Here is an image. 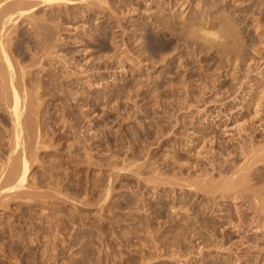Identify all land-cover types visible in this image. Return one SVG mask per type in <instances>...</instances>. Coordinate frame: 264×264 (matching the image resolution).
<instances>
[{"label": "rangeland", "instance_id": "374dc122", "mask_svg": "<svg viewBox=\"0 0 264 264\" xmlns=\"http://www.w3.org/2000/svg\"><path fill=\"white\" fill-rule=\"evenodd\" d=\"M167 1L169 2L170 0H112V2H111V0H109V2H110L109 6H112L111 7L112 9L110 10L109 6H108V8H107L108 11H106L108 13V15L106 16L107 22L104 23L103 27H101L102 26L101 24L103 23V21H106V19L99 15V17L101 19L99 17L98 18L95 17L94 20H91L90 22H88L89 24L83 25V22L79 21L80 23L77 22V23L65 24L66 27H68L70 25L66 29H64L65 27L61 28L60 32H62V34H60V35H61V37L62 36L64 37L63 39L62 38L61 39H62V41L64 40V42L66 43V45H65L66 48L73 51L74 54L77 51L78 53L76 52V54H78V55L81 54L82 52H85L84 55L82 54L83 56L82 55L76 56V54H75L76 58L78 57L77 60H80L82 63H83V61L87 60V61H85L87 64L91 61V63L88 64L89 65L88 69H90L91 67L95 68L96 66H98V67H96L97 68L96 70H98L100 65L101 64L103 65V66H101L102 68L100 67V69L97 72H100V70L103 69V72L101 70L100 74H102V75H104V77L108 78V79H106L107 81H105V80L101 81L104 84V89H106L105 91L109 92L108 90H113L116 87V88H118L124 92V94L127 96V99L123 98V100L120 101L121 104L117 101L119 104V106H117V104H115V102L111 101L112 97L109 94V95H107L106 100H104L103 102H102V100H100L99 103L97 102V105L94 107L95 108L94 110L97 113L94 112V110H91L92 112L89 110H86V109H88L87 107L83 108L82 106L75 105V113L77 115V119H79L78 120L79 126L76 130H80V132L79 131L78 132L80 135L82 134L81 136H83V134L87 135L86 132L84 133V128H85V131L87 129H89L90 137L92 134L91 132L95 131L94 133L96 134V135L94 134L93 137H91L90 142L86 143V149L88 151L86 149H84V147H83L84 142L82 144H80V146H82L80 148V146H78L79 145L78 143H74L75 142V141H73V140H75L74 138L71 139L70 141H69V139H67V141L65 139L63 142L60 138H58V137L56 138L57 135L55 136L53 134H49L50 137H49V135L47 137L45 136L47 138V139L45 138L46 142H45V144H44V142L42 143V145L44 144V146H43L44 148L41 149V152H40V150H38L39 153L37 152L39 154V158L37 157L38 162H36L37 161L36 160L35 165L34 164H33L34 166L32 165L33 168H31L30 177H29V179L31 181L29 180V182L30 183L32 182L31 184L34 187L37 183L34 181L39 180L37 183V185H38L36 188L37 190L36 191L34 190L33 195H34V193H37V192L40 193V190H42L41 192H43V193H41V194H43V195L45 192H46L45 195H47V192L52 191L53 193L50 196L53 200L51 198H50V200L46 199L47 202L50 203V204H47V202L45 201L46 197L44 198V201L41 202L39 200L41 198H39V196H37V194H35L36 199H37V197H38V199L36 200L33 198V200H36V202H37L36 203L34 201L35 202L34 203L31 201L32 199H27V198H26L27 200L25 199V197H27V195L29 193L26 195L24 193V191L22 193L25 194V197H23L24 200H21V199H19V193L21 191L20 190V191H18L19 193L16 192L18 194V196H17V194H15V192H13L14 194L10 193L11 195H13L11 199H10L11 195L8 194L9 196H7L6 200L8 199L9 202H6V200H2L4 202L3 204H1V202H0V264H248V263L249 264H257V263L258 264H264V229L262 230L263 232L261 231V229H259L260 231L259 230L257 231V229L255 228V226H256L255 225L256 223H255L254 227L251 228L252 230L250 228H248L249 229V230H247V232L249 231L248 233H246V231H245L247 228L246 229L243 228L244 230L242 229V230H240L241 231L240 232L239 230L237 231V229H239V227H235L234 226L235 224L232 225V223H231V222L235 223L236 220H238V218H239L240 213L237 214L236 207L238 206L237 207L238 209H244V211L247 207H245V206L242 207V203L237 202L240 200L235 201L236 199H231L228 196H226V197L224 196L225 197L224 198L223 196L221 197V195L218 194L217 199L215 197L208 199L211 196L208 197V195H206L204 197L203 196L199 197L197 195H194L195 194V192H193L194 189L193 188L191 189L188 185L186 187L184 184H187V183H182V181H180V179H179V178H181V180H185L184 178L186 177V179H187L189 177L188 175H190V174L196 175L197 173H195L196 172L195 170L197 169V167L199 169H201V168L203 169L204 166L206 167L207 163L209 162V159L212 156V154H210L211 152L209 153V155H211V156L207 155L208 152L210 151V148H211V145L209 143L210 137H212L213 135H217V136L220 135L219 137H222V138L224 137V139L226 138L225 142L229 139V137H230L229 133L223 134V132H225V128L223 127L222 123H217L218 126L213 125L219 119L218 117L215 116L217 114V111L227 110L228 111L227 113H230L231 115L234 114V112L236 114L238 113L239 116L241 117L242 121L247 120V119L249 121L254 115L257 116V114H256L257 107L255 106V104H253L254 101L251 100V97H250V95H251L250 94V92H251L250 87H251V85L255 84L256 88H257V86L260 88L263 84L262 81H264V79L258 78V75H254V74H256L254 71L251 72L250 75L252 76V78H255V82H257L259 80L257 82L258 85H257V83H254V82L247 83L249 86L245 85V87L248 90L245 88L239 89V91H238L239 93H237L239 96V98L237 99L238 101L236 100L232 103V101H233L232 97L234 96V95H232L233 90L231 92L229 91L230 95H229L228 90L234 83H237V81L234 80L233 77L231 76L232 71L229 70L231 68H229V67L222 68L220 66L221 63L219 62L220 60H219L218 56H216V54H215V48L210 49V51L212 53H210V51L206 52L205 50H203L201 43H199L201 41H199V40L197 41V39H193V38L192 39H190V38L184 39V37H183V31H182L181 23L189 22V19L194 16L195 10H198V13L195 14V15H197L196 17L201 15L202 11L201 12L199 11V9L202 10V5H199L200 1L199 0H188V1H191L190 5L188 7V4H187L188 2L184 3V1L181 0L179 2L180 5H177L173 9V11L170 9L168 4L166 6ZM231 1L232 0H229L227 2V3H229V4H227V6L229 5L228 8L230 10H233V8L231 9V7H230V6H232V3H233ZM252 1H254V0H252ZM252 1H248L247 3H244L240 6L244 7V6H246L245 4H247V6H249L248 4L250 3V6L248 8L245 7L246 10H248L249 12H251L252 9L257 10V8H256L257 6L255 7V5L258 2V0H255L256 2H252ZM192 2H194V3H192ZM191 4H193V5H191ZM223 4H225V3H223ZM236 4H239V3H236ZM178 6H180V7H178ZM182 9H184V10H182ZM112 10H114V11L112 12ZM118 11L120 12V14ZM114 12H116V14L118 12L119 15L118 14L115 15ZM165 12H166V14H165ZM160 13H161V15H160ZM163 13L165 14V16L167 18L164 16ZM178 13H180V14L178 15ZM174 15L176 17H174ZM187 15H189V17ZM118 16L120 17V19ZM183 16H184V18H183ZM250 16H253L256 18L260 17L258 15V13H256L255 16L252 13V14H250ZM156 17H157V19H156ZM159 17H161L162 19L170 20L172 24L170 23L169 26L160 25L159 21L161 18H159ZM177 17H178V19H177ZM81 19H83V18H80V20ZM95 19H97V21ZM110 19L115 20V21L117 20L119 22L123 21V22L119 23V25L115 21H114V23L113 22L109 23V21H112ZM85 20L88 21L86 17H85ZM140 21L143 23V26H142V23ZM95 22H98V23H95ZM99 22H100V24H99ZM90 23L93 27L92 26L89 27ZM144 23H145V25H144ZM158 23H159V25H158ZM97 24L99 25L98 26L99 28H96L97 31H95L94 26ZM135 24H136V26H134ZM71 26H73V30H72ZM84 26H88L89 32L86 30V28ZM70 27H71V29L69 30ZM104 27H105V29H104ZM118 27H120V28H118ZM122 27H123V29H122ZM133 27H135V28H133ZM83 28H85V29H83ZM250 28L253 31L254 27L252 28V25ZM81 29H83V30H81ZM102 29H104V30L102 31ZM64 30H65V32H63ZM75 30L78 31L79 33L76 32ZM80 30H81V32H80ZM105 30L107 31V34H104ZM111 30L113 33L111 32ZM257 32L260 33L261 29L258 30ZM96 33L100 34L101 37H106L108 39V45L106 47L100 48L99 46L96 45L98 43V41L94 42V40L96 39V37L98 35V34L96 35ZM89 34H90V36H89ZM115 34H116V36H115ZM253 34L256 37H259V35H257V33L255 34V32H253ZM261 34L264 37V32ZM261 34H260V36H261ZM92 35H94V36H92ZM117 35H118V37H117ZM149 35H151L152 38H155L156 36L161 35V36H163V39L161 40V43L158 44V46H154L153 41L155 39L147 38V37H149ZM176 35H177V37H176ZM70 36H72V37L69 40ZM78 36H80V37H78ZM110 37L115 38V40H116V41L114 40L115 43L111 40ZM117 38L120 39L121 41L118 40ZM79 39L81 41L84 39L85 44H84V42H81ZM72 41H74V43ZM196 41H197V43H196ZM79 44H82L84 46V48L86 49V51L84 50L83 46L79 45ZM263 44H264V39H263ZM68 45H69V47H68ZM112 45H113V47H112ZM115 45H116V47H114ZM198 45H199V47H198ZM141 47H142V49H141ZM143 47L145 50L143 49ZM259 47L261 49L258 48L255 50L259 51V52L257 51L259 54V55L257 54L259 59L262 56L260 59L262 62L261 61H258V62L260 64H264V61L262 60V59H264L263 58L264 57V46L259 45ZM117 48H119V49H117ZM197 48H199V49L197 50ZM74 50H75V52H74ZM79 50L81 51V53ZM97 51H99V53ZM106 53H108L109 56L104 55ZM102 54H103V56H102ZM141 54H143V55H141ZM114 55H117L118 57L114 56ZM119 55H121V56L119 57ZM139 55H141V56L138 57ZM104 56H106V58L108 56L109 57V58H107L108 60L102 59V58H105ZM122 56L125 57V59ZM207 56L208 57L210 56V57L207 58ZM215 56H216V58H215ZM116 57L119 58V60L117 59L118 62L116 60ZM95 59H96V61H95ZM121 59H122V61H121ZM88 60H90V61H88ZM102 60L103 61L105 60L106 62L104 61L105 62L104 63ZM113 60H114V62H113ZM123 60L126 62V64L125 63L123 64V62H124ZM137 60H139V61H137ZM93 61H95V62H93ZM119 61H121L120 64H119ZM85 62H84V64H85ZM110 62H111V64L109 66H107ZM139 62H141V63H139ZM92 63H93V65H92ZM187 63L189 64V67L187 66L188 65ZM118 64H119V66H118ZM120 66L126 67V68H121ZM107 67H109L108 68L109 72L107 71ZM219 67L222 71L219 69ZM262 67H264V65ZM262 67H261V69H262ZM104 69H105V71H104ZM123 69H125V70H123ZM209 69H211V70H209ZM256 69H257V67L254 66V70H256ZM183 70H184V72H183ZM186 70H187V73H186ZM227 71H230V76H228L229 73ZM259 71H260V69L258 70V72ZM205 72H207V73H205ZM252 73H253V75H252ZM89 74H91V71ZM209 75L212 77V79L217 78V79H215V82H212V81H214V79L211 80V77ZM239 75H240V78L244 77L243 73L242 74L238 73V76ZM221 76L224 78L222 79ZM182 77L185 79H183L181 81ZM190 77H191V80L189 82L188 80L190 79ZM208 77H209V80H208ZM121 78H123V80ZM193 79H194V81H193ZM108 80H109V82H108ZM233 80L235 82H233ZM209 81H210V83H209ZM223 81H225V82H223ZM260 81L262 82V84H260L261 83ZM139 82H141V83H139ZM192 82L195 83L194 86H193ZM200 82L202 83L203 86H201ZM141 84L144 86V88ZM171 84L179 85V86L181 85L182 88L178 86V89H179L178 90L176 86H174V85L171 86ZM207 84H209V85H207ZM222 84H225V85H222ZM219 85H221V86L219 87ZM140 86L142 89H140ZM188 86H189V88H188ZM192 86H193V88H192ZM208 86L210 87L209 88L210 90L208 89ZM101 88L102 87L98 88V86L97 87L92 86V90H93L92 92L93 93L96 91L98 92ZM211 88L213 91H211ZM259 88H258V90H256V92H251L252 98H254L256 94L258 95L261 92L262 87L260 88V90H259ZM129 89L133 90V91L131 90V92H132L131 94H130ZM180 89L183 90L184 93H183V91L180 92ZM128 90H129V92H128ZM185 90L187 91V93ZM246 90H247V93L249 94L248 95L249 97H247V98H249L248 100H250V101L248 102L247 99H243L244 101H242V103H241V101H240L241 96L244 95ZM199 91H203V93H202L201 97L198 98L200 101L198 100V102H197L196 99L192 96H194ZM241 91H243V92H241ZM190 92H191V95L189 94ZM177 93H179V94H177ZM217 93L219 94V96ZM222 93H224V94L222 95ZM226 94H228V95H226ZM239 94H241V95H239ZM224 95H225V97H224ZM128 96L130 99L128 98ZM181 96H183L184 101L181 100L182 99ZM220 96H223L225 99L220 97ZM135 98H136V100H135ZM179 98H181V99H179ZM203 98H204V100H203ZM107 99H109V101ZM176 100H179V101H176ZM133 102H134V104H133ZM189 102L191 104H193L192 108H190L191 110L190 109H188L190 111L182 110V107L184 106L183 104H185V103L188 104ZM113 103H114V105H113ZM165 103H166V105H165ZM238 103L240 106L238 105V107L236 108L237 111H236V109H234L235 111L233 110V113H231V111L229 110L231 108V106L234 104L236 105ZM228 104L229 105L232 104V105H230L228 107ZM110 105H111V107H110ZM115 105H116V107H115ZM206 105H208V106H206ZM135 106H137V107H135ZM239 107H241L243 109H241ZM118 108H121V111H122L121 113L126 111L124 114H122L123 116L127 117L130 114L129 116L132 118L123 120L124 123L123 122L118 123V120L115 119L118 117V114H119ZM122 108H123V110H122ZM180 109L183 112L182 114H181ZM82 110H83V112H82ZM106 110H107V112H106ZM140 110H142V111H140ZM242 110H244V111H242ZM53 111H54V109H53ZM136 111H137V113H136ZM250 111H251V113H250ZM261 112L263 113V116H259V113H261ZM261 112L258 113L259 118H256V120L259 119L262 121V119H263V121H264V110H262ZM83 113H85V114H83ZM86 113H88V114H86ZM89 113H91V114H89ZM135 113H136V115H135ZM179 113H180V116H179ZM102 114H104V115H102ZM82 115H83V117H82ZM96 115H97V119L95 118ZM187 115H188V117H187ZM123 116L121 118H123ZM163 116H164V118H163ZM175 117L178 120H180V118H181V120L183 119L179 123L180 125L177 124V127H176V122H175V121H177V119ZM254 117L251 120H255ZM86 119L89 121V123ZM96 120H98V121L96 122ZM80 121H81V124H80ZM86 121H87V123H86ZM107 121L109 122V124H108L109 130L104 132L103 131L104 127H102V125L104 124V122L107 123ZM261 121L259 123L264 124V122L263 121L261 122ZM90 122L91 123L93 122L92 125H89V124H91ZM168 122H171V123H168ZM173 123L175 126L173 125ZM249 124H251V123L249 122ZM80 125H81V127H80ZM93 125H95V126H93ZM157 125L159 127H157ZM167 125H169V126H167ZM197 126H199V127L197 128ZM44 128H45V126L42 127V131L45 132V130H43ZM91 128L94 131H92ZM173 128L175 129L176 133H174L175 131L173 130ZM194 128L195 129L197 128L196 131ZM116 129H118V130L116 131ZM176 129H178V130H176ZM180 129H181V131H180ZM157 130H158L159 134L162 132L160 135L164 134L163 138H166L165 135H168L167 138L171 137L170 139L172 140V138H173V141L169 142L168 146H160L159 147V145L155 144L154 139H152L155 131H157ZM135 131H138V133L140 135V139H137L136 137H134ZM168 131H169V134L172 132L173 135L174 134H177V135L176 136L174 135V137H173L172 134H170V135L168 134ZM203 131H206L207 132L206 134H209V135L208 136L204 135ZM115 132H116V134H115ZM52 136L53 137L55 136L54 137V139L56 138L54 140L55 142L52 141V139H53V138H51ZM205 136H207V137H205ZM146 137H147V139H146ZM203 137L207 138L208 140L204 139ZM49 138H51V139H49ZM115 139H117L118 141ZM188 139L190 141L193 140V143L186 144ZM261 139H262V137L258 138V140H261ZM49 140H51L52 143L49 142L50 144L48 143L49 144V146H48L46 144ZM96 140H98V141L96 142ZM128 140H130V142ZM176 140H177V142H176ZM204 140H206V142ZM93 141L95 142V145H94ZM60 143H62V144H60ZM70 143H73L74 147L76 145L75 148L72 147L73 148V149H71L72 151L70 150V146H69ZM178 143H179V148H178ZM73 144H71V146ZM129 144H130V147H129ZM172 144H173V146H172ZM175 145H176V148H175ZM187 145H189L190 147L188 146L189 147L188 148ZM46 146L49 148H47ZM93 146L94 147L96 146V147L93 148ZM123 146H125L126 148ZM128 147H129V149H128ZM182 147H184V148L182 149ZM75 149H77L78 152L73 151ZM79 149H81V150H79ZM90 151H91L90 157H92L93 159L87 160L89 157H86V155H87L86 152L89 153ZM69 152H71V153H69ZM74 152H77L79 155L77 153H74ZM144 153H145V155H144ZM92 154H93V156H92ZM73 155H75V156H73ZM133 155L139 156L140 160L138 162L143 163L144 161H146V167L145 168L143 167L142 169L147 170V171L148 170L151 171L157 167L158 170L155 169V170H157V172H160L159 170H161L160 174H162V172L165 173L163 175H165V177L167 175L170 176L171 178L167 176L168 178H170V180L172 179V177H174L173 178L174 180H171V181L180 182V184L181 185L183 184L184 187H182L179 183L177 185L176 182H175L176 185H175V183H173L174 184L173 185L171 182H170L171 183L170 184V183H168L170 180H167V179H166L167 180V182H166L167 184H166L165 181L162 179V177H160V179H162L164 181V183L159 179L158 183L159 182H161V183L157 184V182L156 183L150 182V185H149V183L146 182V180H144V179L142 180V178H145L144 177L145 175L140 176L137 172L136 173L138 175L136 173H133V171H129V170L126 171L127 173L125 172V170L124 171L122 170L123 172L120 171L121 174H120V177L118 178L117 177V175L119 176L118 170H120L119 169L120 166L121 167L123 166V159H125L124 161H127V162L129 160H134L135 156H133ZM76 156H78V157H76ZM75 157H76V161H75ZM47 158L51 162H49L47 160ZM57 158H58V160H57ZM63 158L65 159L64 161H63ZM146 158L148 159V161ZM207 159H208V161H207ZM40 160H42V161H40ZM104 160L105 161L107 160V162H105ZM67 161H69L70 163ZM71 161L73 163H71ZM78 161H81V162H78ZM91 161L94 163H91ZM98 161H99V163H98ZM199 161H201V162H199ZM52 162H53V169L54 170H52V166H51ZM184 162H186V163H184ZM192 162H193V164H192ZM67 163L70 166H68ZM103 163H104V165H103ZM117 163H118V165H117ZM61 164H63V165H61ZM100 164H102V165H100ZM107 164H108V166H107ZM115 164L119 167H117ZM194 164H195V167L193 166ZM77 165L79 167H77ZM191 165L193 166V168ZM72 166H74V167H72ZM165 166H166V168H165ZM200 166H202V167L200 168ZM59 167H62V168H59ZM64 167H65V169H64ZM115 167L117 168L118 172H116V170H113V169H116ZM189 167L191 169H189ZM55 168L57 170H55ZM76 168H78V169L81 168V170L80 169L78 170ZM47 171L51 172L52 175H50L51 173L49 174ZM60 172H61V174L59 177L58 175ZM115 172L117 173L116 175L114 174ZM111 173H112V175H114L113 176L114 178L116 177L115 179L112 177L113 180H111V182L113 181L112 186L114 188L111 185H109V183H111V182H109V180L112 176V175L110 176ZM174 173L175 174L177 173V175H179V176L175 175ZM181 173L183 176L181 175ZM47 174H48V176H47ZM134 174H136V175H134ZM129 175H131V176H129ZM158 175H159V173H158ZM173 175H175V176H173ZM160 176H162V175H160ZM176 176L178 178L175 180ZM165 177H163V178H165ZM137 178L139 179V181L141 180L140 184L137 182L138 181ZM41 180L42 181L44 180V181L42 182ZM59 181H60V183H59ZM39 182L40 183L42 182V183L40 184ZM61 182H63V183H61ZM31 184L28 185L30 187L27 186L26 188H31L32 187ZM155 184L158 188L155 186ZM39 185H42L44 187L40 186V188H38ZM49 186H50V188H49ZM64 186H65V188H64ZM108 186H109V188L111 187L110 189H112V191L110 190L111 194L109 196H107L108 194L104 192L105 190L108 189ZM90 187H91V189H90ZM54 188H55V192H54ZM57 188L60 189V190L58 189V193L56 192ZM38 189H40V190H38ZM48 189H49V191H48ZM61 189H63V190H61ZM24 190H25V188H24ZM27 192H28V189H27ZM29 192H30V190H29ZM88 192H90V193H88ZM190 192H191V194H190ZM22 193L20 195L23 196ZM104 194H107V195L105 196ZM52 195H54V197L56 196L57 198L59 196L60 200H58L59 198L56 199V197L53 198ZM16 196L18 197V199L12 200L13 197L17 198ZM191 196H193V197H191ZM32 197L33 196L31 195L30 198H32ZM48 197L49 196L47 195V198ZM103 197L105 199L107 197L108 198L107 201L104 200ZM61 199H63V200H61ZM100 199L101 200L103 199L104 201L103 200L100 201ZM211 199L216 201L215 205H213L214 201L213 202L209 201ZM41 200H43V199H41ZM76 200H77V202H76ZM205 201L208 204L211 203L212 204L211 207L213 209L215 208L214 209L215 211L212 209H210L211 211L209 209L204 210L203 206L206 204ZM234 201L237 202V206H235ZM43 202H44V204H43ZM31 203H33V204L31 205ZM40 203H41V205H39ZM53 203H54V205H53ZM203 203H204V205H203ZM43 207H44V209H43ZM159 208L163 211V214L161 215V217L159 214H156V210H158ZM235 209H236V212H235ZM199 210H202V211H199ZM197 211L201 212L202 215L200 216V213H197L198 215L196 213H194ZM71 213H73V214L71 215ZM189 214H190V217L196 216L197 219H199V218L204 219L203 221H201V223L194 221L193 223H194L195 227L197 225L198 226H204L203 224H207V222H208V224L205 225L206 227H208V225L211 226V229L214 227V229L211 230L212 231L211 233L208 232L207 228H206L207 229L206 231L204 228L201 229L202 232L203 231L206 232L207 237H209V235L213 233V235H216V236H214V239H215L217 237V234L218 235L221 234L220 236H218V240H219L220 238H222V236H224V234H225V236L227 235L226 237L224 236V238H227L226 244L223 243V245H222V243H218V241L211 242V243L210 242L209 243H206V242L200 243L202 240H197L198 235H195L194 232L192 233L190 230L189 231L184 230L183 228H182L183 230L182 229L178 230V224L180 223L179 225H183L185 223L183 221L181 222V219L187 215L189 216ZM65 215H67V216H65ZM158 215H159V217H158ZM177 216H178V218H177ZM181 216H182V218H181ZM72 217H73V219H72ZM75 217H77V219ZM196 217H194V218H196ZM47 218H48V220H46ZM234 218H235V221H234ZM56 220H59V222ZM49 222L51 225H48ZM229 222L231 224H229ZM45 223H47V224H45ZM213 223H214V225L216 223L217 224L214 226ZM45 225H46L47 229L45 228ZM62 225H63V229H62ZM171 225H175V227L174 226L171 227ZM246 226H247V224L245 225V227ZM173 227H174V229H172ZM42 228H44V229H42ZM75 228L76 229L78 228V229L75 231ZM44 230H45V232H44ZM56 230L58 231L57 233H55ZM222 230H224V231H222ZM177 231L178 232L180 231L179 232L180 235L178 234ZM197 231H199V230H197ZM213 231H218V232L214 233ZM74 232H76V233H74ZM223 232H225V233H223ZM43 233H44V235L45 234L47 235V238H46V235L45 236L43 235ZM174 233L176 234V236ZM183 233H185V234L183 235ZM73 234L75 235L76 238L74 237ZM172 235H174V236H172ZM177 235H179L180 237L179 236L177 237ZM193 235H194V237H193ZM168 238H171V239L174 238V240L177 238L178 241H174V240L167 241ZM48 239H50V240H48ZM215 240H217V238ZM238 240L240 243L238 242ZM243 240L244 241L247 240L246 243H244ZM50 241H51V243H50ZM241 241H243V242H241ZM235 242H237V243H235ZM221 245L223 246V248L221 247ZM239 255H240V257H242L241 260H240ZM237 256L239 259L237 258Z\"/></svg>", "mask_w": 264, "mask_h": 264}, {"label": "bare ground", "instance_id": "6f19581e", "mask_svg": "<svg viewBox=\"0 0 264 264\" xmlns=\"http://www.w3.org/2000/svg\"><path fill=\"white\" fill-rule=\"evenodd\" d=\"M181 0H170L169 2L167 1L166 6L168 4V6L170 7V9L173 11V9L177 6L180 5ZM184 3L188 4V7L191 3V1L188 0H183ZM200 1V2H199ZM198 2L200 3L199 5H202V10L199 9V11L201 13L200 16L196 17L197 15H195L196 13H198V10H195L194 16L191 17L189 19V22L187 23H181L182 26V31H183V37L184 39H197V41H201L199 43H201V46L203 48V50H205L206 52H209L210 49L215 48V54L216 56H218L219 58V62L221 63V67L222 68H226L229 67L231 69H229L230 71H232V77L234 80L237 81V83H234L228 90V92L233 90L232 95H234L232 97L233 101H236L239 96L237 93H239V89H247L245 87V85H248L247 83H257L255 82V78H252V76L250 75L251 72H255L256 74L254 75H258V78H263L264 79V67H262L264 64H260L258 61H261V57L260 59L258 58L257 54L258 52L255 49H261L259 47V45L264 46L263 44V35L261 33L264 32V0H258V2L256 3L255 7L257 8V10L252 9L251 12H249L248 10H246V8H248L250 6V3L248 4L249 6H247V4H245L246 6L242 7L240 5L247 3L248 1H252V0H232V6L231 9L233 8V10H230L227 6L228 1L227 0H199ZM112 2V0H111ZM133 2V1H132ZM166 2V1H165ZM164 2V3H165ZM252 2H256L255 0ZM130 3V2H129ZM183 3V2H182ZM181 3V4H182ZM183 3V4H184ZM194 3V2H192ZM222 3V4H221ZM225 3V4H223ZM239 3V4H236ZM110 2L109 0H0V202L1 204H3L4 202L2 200H6L7 196L14 194L13 192H15V194H17L16 192L20 191L19 193V199L24 200L23 197H25V194L27 195V197H25V199H32V202H36V195L39 196V198L43 199H39L41 202L45 201L47 202V200H50L51 198V194L53 193L51 192H47V195L49 196L47 198V195L41 194L43 192H41L42 190H40V193H34V190L36 191L37 189V183L38 181H34L37 182L36 185L33 187L32 186V182H29V177H30V171L32 165L36 162H38V158H39V152L38 150L44 148V144L46 142V137L49 134H53V135H57L56 138H60L63 142L66 139H69V141L71 139H75L73 141H75L74 143H78L77 145L80 146V144H82L83 142V147L84 149H86V143L90 142L91 137H93V135L95 134L94 130L92 129L91 132V137H90V132L89 129H87L85 131L84 128V133L86 132L87 135L83 134V136H81L79 134L80 130H76L79 126V122L77 119V115L75 113V105L78 106H82L83 108L87 107L88 109L86 110H94L95 106L97 105V102L99 103L100 100H102V102L104 100H106L107 95H111L112 99L111 101L115 102V104H117V106H119L118 102L121 104V100H123V98L127 99V96L124 94V92L118 88H114L113 90H108L109 92H106L104 89V84L101 82L102 80L107 81L106 77H104V75L100 74L101 70L103 72V69L100 70V72H97L101 66H103L102 64L100 65L99 69L96 70L98 66L91 67L90 69H88L89 67V63H91V59L88 60L90 61L88 64L83 61V63L80 60H77L76 56L78 54H76L75 50V54L73 53V51H71L70 49L66 48V43L64 42V40L62 41V39L64 38L63 36L61 37L60 34H62L61 28L65 27L64 29L68 28L66 27L65 24L67 23H80L79 21L83 22V25L85 24H89L88 22H90L91 20H94L95 17H99L102 16L103 18L106 19V16L108 15V13L106 11L108 6H109ZM198 4V3H197ZM254 4V3H253ZM252 4V5H253ZM113 5V4H112ZM129 5V4H128ZM193 5V4H191ZM196 5V4H195ZM198 6V5H197ZM112 6H109V9L111 10ZM133 7V6H132ZM180 7V6H178ZM177 7V8H178ZM192 7V6H191ZM246 7V8H245ZM115 8V7H114ZM168 8V7H167ZM196 8V7H195ZM245 8V9H244ZM134 9V8H133ZM166 9V8H165ZM197 9V8H196ZM136 10V9H135ZM134 10V11H135ZM184 10V9H182ZM114 10H112L113 12ZM131 11V10H130ZM133 11V10H132ZM166 11V10H165ZM170 11V10H169ZM119 12V11H118ZM117 12V14H118ZM136 12V11H135ZM156 12V11H155ZM158 12V11H157ZM176 12V11H175ZM174 12V13H175ZM115 15L116 12H114ZM123 13V12H122ZM159 13V12H158ZM171 13V12H170ZM184 13V12H183ZM239 13V14H238ZM255 16L256 13H258V15L260 17L256 18L253 16H250V14H252ZM120 14V12H119ZM118 14V15H119ZM164 14V13H163ZM166 14V12H165ZM164 14V16H165ZM180 13H178L179 15ZM124 15V14H123ZM161 15V13H160ZM126 16V15H125ZM189 17V15H187ZM85 17L87 18L88 21L85 20ZM115 17V16H114ZM119 17V16H118ZM166 17V16H165ZM174 17H176L174 15ZM80 18H83L80 20ZM100 18V17H99ZM109 18V17H108ZM161 18V17H159ZM167 18V17H166ZM173 18V17H172ZM184 18V16H183ZM101 19V18H100ZM120 19V17H119ZM157 19V17H156ZM178 19V17H177ZM97 21V19H95ZM112 20V19H110ZM168 19H160V25H165V26H169V24L171 23L170 20ZM186 20V19H185ZM115 20L109 21V23H114ZM158 21V20H157ZM175 21V20H174ZM187 21V20H186ZM107 22L103 21V23L101 24L103 27L104 23ZM116 23H121L119 21H115ZM136 22V21H135ZM139 22V21H138ZM141 22V21H140ZM98 23V22H95ZM142 23V22H141ZM156 23V22H155ZM179 23V22H178ZM94 24V23H93ZM100 24V22H99ZM126 24V23H125ZM124 24V25H125ZM172 24V23H171ZM82 25V24H81ZM82 25V26H83ZM111 25V24H110ZM115 25V24H114ZM121 25V24H120ZM145 25V23H144ZM159 25V23H158ZM251 25L253 28V31L251 30ZM92 26L91 23L89 25V27ZM99 25H95V31H97L96 28ZM113 26V25H112ZM136 26V24L134 25ZM143 26V23H142ZM149 26V25H148ZM72 30H73V26ZM71 27L69 28V30L71 29ZM86 28V30L89 32L88 26H84ZM93 27V26H92ZM121 27V26H120ZM118 27V28H120ZM125 27V26H124ZM159 27V26H158ZM83 28V29H85ZM135 28V27H133ZM160 28V27H159ZM168 28V27H167ZM171 28V27H170ZM81 29V30H83ZM105 29V27H104ZM102 29V31L104 30ZM123 29V27H122ZM125 29V28H124ZM137 29V28H136ZM139 29V28H138ZM143 29V28H142ZM261 29V32H257L258 30ZM68 30V31H69ZM71 30V31H72ZM80 30V32H81ZM115 30V29H114ZM161 30V29H160ZM163 30V29H162ZM173 30V29H172ZM76 31V30H75ZM116 31V30H115ZM114 31V32H115ZM137 31V30H136ZM135 31V32H136ZM166 31V30H165ZM164 31V32H165ZM65 32V30L63 31ZM78 32V31H76ZM112 32V30H111ZM157 32V31H156ZM161 32V31H160ZM169 32V31H168ZM253 32H255V34L257 33V35H259V37L254 36ZM79 33V32H78ZM100 33V32H99ZM113 33V32H112ZM166 33V32H165ZM179 33V32H178ZM182 33V32H181ZM98 33H96L97 35ZM102 34V33H101ZM104 34H107V31H104ZM109 34V33H108ZM159 34V33H158ZM261 34V36H260ZM78 35V34H77ZM165 35V34H164ZM73 36V35H72ZM69 37L70 38L72 37ZM88 36V35H87ZM90 36V34H89ZM94 36V35H92ZM99 36V37H98ZM116 36V34H115ZM120 36V35H119ZM141 36V35H140ZM80 37V36H78ZM118 37V35H117ZM177 37V35H176ZM62 38V39H61ZM74 38V37H73ZM82 38V37H81ZM95 38V37H94ZM111 38V37H110ZM147 38H151V39H155L153 41V45L154 46H158V44L161 43V40L163 39V36H156L155 38H152L151 35H149V37ZM87 39V38H86ZM118 39V38H117ZM142 39V38H141ZM77 40V39H76ZM80 40V39H79ZM111 40L114 42L115 38L112 37ZM120 40V39H118ZM144 40V39H143ZM180 40V39H179ZM81 41V40H80ZM98 43L96 44L97 46H99L100 48H104L108 45V39L106 37H101L100 34L97 35L96 39L94 40V42ZM116 41V40H115ZM121 41V40H120ZM119 41V42H120ZM140 41V40H139ZM196 41V43H197ZM67 42V41H66ZM69 42V41H68ZM74 43V41H72ZM76 42V41H75ZM84 42V39L81 41ZM110 42V41H109ZM118 42V43H119ZM70 43V42H69ZM80 43V42H79ZM112 43V42H111ZM115 43V42H114ZM147 43V42H146ZM182 43V42H181ZM184 43V42H183ZM78 44V43H77ZM85 44V42H84ZM140 44V43H139ZM138 44V45H139ZM263 44V45H262ZM75 45V44H74ZM82 45V44H79ZM141 45V44H140ZM192 45V44H191ZM78 46V45H77ZM83 46V45H82ZM123 46V45H122ZM181 46V45H180ZM196 46V45H195ZM69 47V45H68ZM86 47V46H85ZM113 47V45H112ZM116 47V45L114 46ZM179 47V46H178ZM177 47V48H178ZM192 47V46H191ZM194 47V46H193ZM199 47V45H198ZM74 48V47H73ZM77 48V47H76ZM84 48V46H83ZM195 48V47H194ZM82 49V48H81ZM119 49V48H117ZM142 49V47H141ZM144 49V47H143ZM199 48H197L198 50ZM78 50V49H77ZM83 50V49H82ZM84 50L86 51V49L84 48ZM145 50V49H144ZM80 51V50H79ZM100 51V50H99ZM99 51H97L99 53ZM140 51V50H139ZM142 51V50H141ZM190 51V50H189ZM214 51V50H213ZM101 52V51H100ZM194 52V51H193ZM201 52V51H200ZM78 53V52H77ZM81 53V51H80ZM85 52H82L80 55H84ZM96 53V52H95ZM196 53V52H195ZM210 53H212L210 51ZM214 53V52H213ZM74 54V55H73ZM112 54V53H111ZM197 54V53H196ZM82 55V56H83ZM104 55H108V53L104 54ZM113 55V54H112ZM143 55V54H141ZM141 55H139L138 57H140ZM203 55V54H202ZM210 55V54H209ZM259 55V54H258ZM103 56V54H102ZM109 56V55H108ZM107 56V58H109ZM111 56V55H110ZM117 56V55H114ZM113 56V57H114ZM121 55H119L120 57ZM165 56V55H164ZM215 56V58H216ZM99 57V56H98ZM97 57V58H98ZM105 58L102 59H106V56H104ZM118 57V56H117ZM116 57V60L119 58ZM123 57V56H122ZM183 57V56H182ZM210 57V56H209ZM207 56V58H209ZM125 59V57H123ZM171 58V57H170ZM186 58V57H185ZM204 58V57H203ZM264 58V57H263ZM99 59V58H98ZM114 59V58H113ZM198 59V58H197ZM259 59V60H258ZM94 60V59H93ZM115 60V61H116ZM117 60V62H118ZM140 60V59H139ZM137 60V61H139ZM146 60V59H145ZM144 60V61H145ZM174 60V59H173ZM187 60V59H186ZM264 61V59H262ZM96 61V59H95ZM93 61V62H95ZM103 61V60H102ZM105 61V60H104ZM103 61V62H104ZM111 61V60H110ZM122 61V59H121ZM121 61H119V64L121 63ZM124 61V60H123ZM85 62V64H84ZM100 62V61H99ZM98 62V63H99ZM106 62V61H105ZM104 62V63H105ZM109 62V61H108ZM112 62V61H111ZM111 62L107 65L109 66L111 64ZM114 62V60H113ZM167 62V61H166ZM189 62V61H188ZM262 62V61H261ZM102 63V62H101ZM126 64V62L124 61L123 64ZM141 63V62H139ZM144 63V62H143ZM185 63V62H184ZM97 64V63H96ZM95 64V65H96ZM107 64V63H106ZM118 64V66H119ZM138 64V63H137ZM188 64V63H187ZM91 65V64H90ZM93 65V63H92ZM94 65V66H95ZM122 65V64H121ZM184 65V64H183ZM123 66V65H122ZM169 66V65H168ZM182 66V65H181ZM189 67V64L187 65ZM254 66L257 67L256 70H254ZM121 67V66H120ZM186 67V66H185ZM201 67V66H200ZM262 67V69H261ZM102 68V67H101ZM107 67V71H108ZM119 68V67H118ZM121 68H126V67H121ZM187 68V67H186ZM208 69V68H207ZM220 69V67H219ZM260 69V71L258 72V70ZM125 70V69H123ZM154 70V69H153ZM188 70V69H187ZM186 70V73H187ZM211 70V69H209ZM221 70V69H220ZM227 70V69H226ZM225 70V71H226ZM91 71V74H89ZM105 71V69H104ZM127 71V70H126ZM203 71V70H202ZM222 71V70H221ZM230 71H227L229 73L228 76H230ZM109 72V71H108ZM123 72V71H122ZM165 72V71H164ZM184 72V70H183ZM224 72V71H223ZM201 73V72H200ZM207 73V72H205ZM204 73V74H205ZM217 73V72H216ZM222 73V72H221ZM225 73V72H224ZM238 73H243V78H240V75L238 76ZM110 74V73H109ZM116 74V73H115ZM114 74V75H115ZM209 74V73H208ZM223 74V73H222ZM221 74V75H222ZM226 74V73H225ZM102 77H101V76ZM184 75V74H183ZM186 75V74H185ZM190 75V74H189ZM211 75V74H210ZM209 75V76H210ZM217 75V74H216ZM253 75V73H252ZM108 76V75H107ZM188 76V75H187ZM224 76V75H223ZM192 77V76H191ZM188 80L190 82L191 80ZM211 77V76H210ZM222 77V76H221ZM231 77V78H232ZM110 78V77H109ZM118 78V77H117ZM124 78V77H123ZM123 78H121L123 80ZM205 78V77H204ZM207 78V77H206ZM224 77H222L223 79ZM230 78V77H229ZM252 78V79H251ZM185 79L182 77L181 81ZM214 79V78H213ZM211 77V80H213ZM217 79V78H215ZM214 81L212 82H215ZM219 79V78H218ZM260 79V80H261ZM120 80V79H119ZM118 80V81H119ZM127 80V79H126ZM161 80V79H160ZM199 80V79H198ZM203 80V79H202ZM209 80V77H208ZM210 80V81H211ZM233 80V82H235ZM125 81V80H124ZM171 81V80H170ZM187 81V82H188ZM194 81V79H193ZM209 81V83H210ZM218 81V80H217ZM109 82V80H108ZM112 82V81H111ZM116 82V81H115ZM185 82V81H184ZM188 82V83H189ZM196 82V81H195ZM202 82V81H201ZM200 82L201 86L202 83ZM220 82V81H219ZM222 82V81H221ZM225 82V81H223ZM261 82V81H260ZM263 82V84H262ZM260 84H262V89L261 92L257 95H255L254 98H252V93L251 92H256V90H258V86L257 88L254 85H251L250 87V97L251 100H253V104H255V106L257 107L256 109V114L257 116H255L254 114V119L255 120H241V117L239 116V114L235 113L234 114H230L227 113V110H221V111H217V114L215 115L216 117H218L219 119L217 120V122H215V124L213 125H217V123H222L223 127L225 128V132H223V134L229 133L230 137L229 139L225 142L226 138L224 139V137H219L217 135H213L212 137L209 138V143L211 145L210 151L208 152V156L212 154L211 158L209 159V162L207 163L206 167L204 166V168L199 169L197 167V169L195 170L197 173L195 174H190L188 175L189 177L186 179V177L184 178L185 180H181L182 183H187L184 184L186 187L187 185L192 189H194L193 192H195L194 195H197L199 197H204L206 195L211 196V197H207L208 199L215 197L217 199V195H221V197L223 196H228L231 199H236L240 200L237 201L238 203H242V207H247L244 211V209H238L237 207V202H235V206L237 209V214H239V218L238 220H236V222H231L232 225L235 224V227H239V229H237V231L242 230L243 228H247L245 231L246 233L247 230H249L248 228H253L254 224L256 225L255 228L257 229V231L259 229H261V231L264 229V124L263 123H259L261 120L256 118H259V116H263V113L261 112L262 110H264V81H262ZM141 83V82H139ZM173 83V82H172ZM193 83V82H192ZM191 83V84H192ZM197 83V82H196ZM206 83V82H205ZM217 83V82H216ZM109 84V83H108ZM119 84V83H118ZM144 84V83H143ZM177 84V83H176ZM195 83H193L194 86ZM220 84V83H219ZM117 85V84H116ZM121 85V84H120ZM142 85V84H141ZM174 84H171V86H173ZM183 85V84H182ZM190 85V84H189ZM199 85V84H198ZM209 85V84H207ZM225 85V84H222ZM258 85V83H257ZM92 86H95L98 88L102 87L98 92H92ZM115 86V85H114ZM122 86V85H121ZM127 86V85H126ZM143 86V85H142ZM146 86V85H145ZM177 87L179 85H174ZM192 86V88H193ZM196 86V85H195ZM200 86V85H199ZM217 86V85H216ZM221 85H219L220 87ZM249 86V85H248ZM247 86V87H248ZM179 87L182 88V86L180 85ZM205 87V86H204ZM203 87V88H204ZM212 87V86H211ZM260 87V88H261ZM120 88V87H119ZM126 88V87H125ZM137 88V87H136ZM144 88V86H143ZM184 88V87H183ZM189 88V86H188ZM199 88V87H198ZM201 88V87H200ZM210 87L208 86V89ZM259 88V90H260ZM95 89V88H94ZM104 89V90H103ZM139 89V88H138ZM140 89L141 86H140ZM146 89V88H145ZM174 89V88H173ZM176 89V88H175ZM187 89V88H186ZM207 89V90H208ZM214 89V88H213ZM224 89V88H223ZM228 89V88H227ZM98 90V89H97ZM126 90V89H125ZM130 90V89H129ZM128 90V92H129ZM132 90V89H131ZM130 90V94L132 93ZM179 90V89H178ZM191 90V89H190ZM200 90V89H199ZM210 90V89H209ZM222 90V89H221ZM220 90V91H221ZM248 90V89H247ZM246 92L244 93L243 96H241V103L242 101H244L243 99H249L247 97H249L248 93ZM105 91V92H104ZM133 91V90H132ZM170 91V90H169ZM183 91L180 89V92ZM186 91V90H185ZM211 91L212 88H211ZM215 91V90H214ZM227 91V90H226ZM244 91V90H243ZM241 91V92H243ZM139 92V91H138ZM192 92V91H191ZM191 92L189 93L191 95ZM218 92V91H217ZM223 92V91H222ZM229 92V95H230ZM96 93V94H95ZM184 93V91H183ZM187 93V91H186ZM194 93V92H193ZM203 91H199L197 92L194 96L196 101L198 102V98L201 97ZM206 93V92H205ZM219 93V92H218ZM217 93V94H218ZM128 94V93H127ZM137 94V93H136ZM179 94V93H177ZM188 94V95H189ZM224 93H222L223 95ZM206 95V94H205ZM228 95V94H226ZM241 95V94H239ZM219 96V94H218ZM132 97V96H131ZM181 100H183V96H181ZM191 97V98H192ZM222 98L223 96H220ZM129 98V96H128ZM134 98V97H133ZM188 98V97H187ZM190 98V99H191ZM130 99V98H129ZM159 99V98H158ZM185 99V98H184ZM220 99V98H219ZM225 99V98H224ZM109 101V99H107ZM136 100V98H135ZM204 100V98H203ZM213 100V99H212ZM221 100V99H220ZM231 100V99H230ZM118 101V102H117ZM168 101V100H167ZM179 101V100H176ZM184 101V100H183ZM182 101V102H183ZM195 101V102H196ZM200 101V100H199ZM226 101V100H225ZM224 101V102H225ZM229 101V100H228ZM238 101V100H237ZM250 100H248L249 102ZM127 102V101H126ZM188 102V101H187ZM222 102V101H221ZM106 103V102H105ZM136 103V102H135ZM162 103V102H161ZM160 103V104H161ZM176 103V102H175ZM181 103V102H180ZM201 103V102H200ZM206 103V102H205ZM216 103V102H215ZM223 103V102H222ZM226 103V102H225ZM245 103V102H244ZM104 104V103H103ZM134 104V102H133ZM154 104V103H153ZM177 104V103H176ZM197 104V103H196ZM219 104V103H218ZM221 104V103H220ZM114 105V103H113ZM166 105V103H165ZM173 105V104H172ZM178 105V104H177ZM184 106L182 107V110H188L190 108H192L193 104H191L190 102L188 104H183ZM200 105V104H199ZM210 105V104H209ZM232 105V104H230ZM228 104V107L230 106ZM238 104H234L231 106V108L229 109L231 111V113H233V110L236 109L238 107ZM244 105V104H243ZM101 106V105H100ZM161 106V105H160ZM164 106V105H163ZM182 106V105H181ZM208 106V105H206ZM240 106V105H239ZM254 106V105H253ZM77 107V106H76ZM103 107V106H102ZM111 107V105H110ZM116 107V105H115ZM121 107V106H120ZM128 107V106H127ZM126 107V108H127ZM137 107V106H135ZM178 107V106H177ZM176 107V108H177ZM242 107V106H241ZM239 107V108H241ZM244 107V106H243ZM82 108V109H83ZM98 108V107H97ZM108 108V107H107ZM134 108V107H133ZM175 108V107H174ZM199 108V107H198ZM250 108V107H249ZM54 109V111H53ZM80 109V108H79ZM110 109V108H109ZM138 109V108H137ZM194 109V108H193ZM200 109V108H199ZM222 109V108H221ZM227 109V108H226ZM243 109V108H241ZM97 110V109H96ZM117 110V109H116ZM123 110V108H122ZM166 110V109H165ZM176 110V109H175ZM181 110V109H180ZM181 110V114L183 113ZM191 110V109H190ZM188 110V111H190ZM239 110V109H238ZM85 111V110H84ZM98 111V110H97ZM112 111V110H111ZM114 111V110H113ZM138 111V110H137ZM136 111V113H137ZM142 111V110H140ZM205 111V110H204ZM229 111V112H230ZM235 111V110H234ZM237 111V109H236ZM240 111V110H239ZM244 111V110H242ZM255 111V110H254ZM80 112V111H79ZM83 112V110H82ZM81 112V113H82ZM92 112V111H91ZM94 112H96L94 110ZM107 112V110H106ZM121 108H118V117L115 118L118 120V123L123 122V120L126 119H130L132 117H130L129 115L123 116L122 114H124L125 112L121 113ZM165 112V111H164ZM180 112V111H179ZM261 112V113H259ZM97 113V112H96ZM95 113V114H96ZM129 113V112H128ZM131 113V112H130ZM135 113V115H136ZM175 113V112H174ZM251 113V111H250ZM259 113V116H258ZM85 114V113H83ZM88 114V113H86ZM91 114V113H89ZM109 114V113H108ZM171 114V113H170ZM186 114V113H185ZM261 114V115H260ZM81 115V114H80ZM104 115V114H102ZM169 115V114H168ZM173 115V114H172ZM184 115V114H183ZM247 115V114H246ZM99 116V115H98ZM123 116V118H121ZM171 116V115H170ZM180 116V113H179ZM200 116V115H199ZM83 117V115H82ZM100 117V116H99ZM155 117V116H154ZM178 117V116H177ZM184 117V116H183ZM182 117V118H183ZM188 117V115H187ZM191 117V116H190ZM243 117V116H242ZM95 118L97 119V115L95 116ZM164 118V116H163ZM162 118V119H163ZM176 118V117H175ZM201 118V117H200ZM89 119V118H88ZM109 119V118H108ZM168 119V118H167ZM177 119V118H176ZM245 119V118H244ZM261 119V118H260ZM83 120V119H82ZM87 120V119H86ZM104 120V119H103ZM135 120V119H134ZM183 120V119H182ZM177 119L176 122V127L177 124H179L181 121ZM200 120V119H199ZM198 120V121H199ZM88 121V120H87ZM86 121V123H87ZM98 120H96L97 122ZM138 121V120H137ZM191 121V120H190ZM263 121V119H262ZM261 121V122H262ZM113 122V121H112ZM156 122V121H155ZM172 122V121H171ZM168 122V123H171ZM214 122V121H213ZM249 122L251 124H249ZM264 122V121H263ZM89 123V121H88ZM91 123V122H90ZM93 123V122H92ZM89 124V125H92ZM124 123V122H123ZM158 123V122H157ZM162 123V122H161ZM166 123V122H165ZM81 124V121H80ZM109 122L107 121L104 122V124L102 125L103 131L106 132L107 130H109V126H108ZM127 124V123H126ZM130 124V123H129ZM195 124V123H194ZM198 124V123H197ZM100 125V124H99ZM118 125V124H117ZM174 125V123H173ZM180 125V124H179ZM208 125V124H207ZM211 125V124H210ZM253 125V126H252ZM45 126V128L42 131V127ZM83 126V125H82ZM95 126V125H93ZM129 126V125H128ZM169 126V125H167ZM171 126V125H170ZM175 126V125H174ZM173 126V127H174ZM186 126V125H185ZM252 126V127H251ZM81 127V125H80ZM98 127V126H97ZM127 127V126H126ZM157 127H159L157 125ZM199 126H197L198 128ZM204 127V126H203ZM222 127V126H221ZM121 128V127H120ZM124 128V127H123ZM175 128V127H174ZM173 128V130L175 131V129ZM192 128V127H191ZM196 128V129H197ZM81 129V128H80ZM98 129V128H97ZM111 129V128H110ZM161 129V128H160ZM195 129V128H194ZM195 129V131H196ZM200 129V128H199ZM100 130V129H99ZM113 130V129H112ZM118 129H116L117 131ZM127 130V129H126ZM178 130V129H176ZM185 130V129H184ZM79 131V132H78ZM91 131V130H90ZM134 131V130H133ZM173 131V132H174ZM181 131V129H180ZM189 131V130H188ZM44 132V133H43ZM99 132V131H98ZM101 132V131H100ZM119 132V131H118ZM124 132V131H123ZM97 133V132H96ZM121 133V132H120ZM146 133V132H145ZM162 133V132H161ZM160 133V134H161ZM176 133V131L174 132ZM206 131H203L204 135H209L206 134ZM101 134V133H100ZM106 134V133H105ZM116 134V132H115ZM128 134V133H127ZM131 134V133H130ZM158 133V130L155 131L153 138L155 144L160 146H168L169 142L173 141L170 139L171 137L167 138L168 135H165L166 138L163 135H160ZM169 134V131H168ZM170 134L173 135V133L171 132ZM169 134V135H170ZM181 134V133H180ZM198 134V133H197ZM216 134V133H215ZM218 134V133H217ZM228 134V135H229ZM96 135V134H95ZM120 135V134H119ZM123 135V134H122ZM134 137H136L137 139H140V135L138 133V131H135L134 133ZM152 135V134H151ZM175 136L177 134H174ZM173 135V137H174ZM188 135V134H187ZM222 135V134H221ZM46 136V137H45ZM54 136V137H55ZM118 136V135H117ZM133 136V135H132ZM186 136V135H185ZM184 136V137H185ZM205 136V137H207ZM50 137V135H49ZM54 137L52 136L51 138L52 141H54ZM128 137V136H127ZM203 137L204 139L208 140L207 138ZM259 137H262L261 140H258ZM46 138V139H45ZM49 138V139H51ZM97 138V137H96ZM116 138V137H115ZM176 138V137H175ZM201 138V137H200ZM118 139V138H117ZM115 139V140H117ZM147 139V137H146ZM124 140V139H123ZM133 140V139H132ZM150 140V139H149ZM185 140V139H184ZM206 140H204L206 142ZM58 141V140H57ZM56 141V142H57ZM61 141V142H62ZM98 140H96L97 142ZM101 141V140H100ZM118 141V140H117ZM130 142V140H128ZM151 141V140H150ZM44 142V144L42 145V143ZM49 142H51V140H49L47 142L46 145L49 146ZM55 142V141H54ZM62 142V143H63ZM103 142V141H102ZM108 142V141H107ZM116 142V141H115ZM133 142V141H132ZM177 142V140H176ZM182 142V141H181ZM184 142V141H183ZM208 142V141H207ZM49 143V144H48ZM52 143V142H51ZM60 143V144H62ZM66 143V142H65ZM94 145L95 142L93 141ZM119 143V142H118ZM125 143V142H124ZM136 143V142H135ZM188 143H193V140L190 141L188 139V141L186 142V144ZM54 144V143H53ZM52 144V145H53ZM70 143V150L73 149L72 147H74V144L71 146ZM89 144V143H88ZM91 144V143H90ZM102 144V143H101ZM100 144V145H101ZM117 144V143H116ZM115 144V145H116ZM131 144V143H130ZM129 144V147H130ZM171 144V143H170ZM176 144V143H175ZM185 144V145H186ZM206 144V143H205ZM64 145V144H63ZM122 145V144H121ZM134 145V144H133ZM182 145V144H181ZM208 145V144H207ZM42 146V147H41ZM89 146V145H88ZM136 146V145H135ZM145 146V145H144ZM173 146V144H172ZM184 146V145H183ZM189 145H187L188 147ZM41 147V148H40ZM47 147V146H46ZM76 147V145H75ZM74 147V148H75ZM82 146H80L81 148ZM91 147V146H90ZM96 147V146H95ZM93 146V148H95ZM125 147V146H123ZM128 147V149H129ZM132 147V146H131ZM181 147V146H180ZM190 147V146H189ZM188 147V148H189ZM49 148V147H47ZM63 148V147H62ZM92 148V149H93ZM100 148V147H99ZM118 148V147H117ZM126 148V147H125ZM174 148V147H173ZM176 148V145H175ZM178 148H179V143H178ZM184 147H182L183 149ZM186 148V147H185ZM64 149V148H63ZM133 149V148H132ZM136 149V148H135ZM141 149V148H140ZM144 149V148H143ZM149 149V148H148ZM181 149V150H182ZM81 150V149H79ZM87 150V149H86ZM85 150V151H86ZM142 150V149H141ZM180 150V149H179ZM72 151V150H71ZM73 151H77V149L73 150ZM88 151V150H87ZM130 151V150H129ZM136 151V150H135ZM134 151V152H135ZM145 151V150H144ZM143 151V152H144ZM149 151V150H148ZM38 152V153H37ZM78 152V151H77ZM74 152V153H77ZM71 153V152H69ZM146 153V152H145ZM144 153V155H145ZM78 154V153H77ZM76 154V155H77ZM86 157H89L87 160H92L93 158L90 157L91 155V151L89 153L86 152ZM79 155V154H78ZM206 155V156H207ZM75 156V155H73ZM93 156V154H92ZM105 156V155H104ZM135 156V155H133ZM142 156V155H141ZM205 156V155H204ZM38 157V158H37ZM78 157V156H76ZM76 157H75V161H76ZM149 157V156H148ZM172 157V156H171ZM68 158V157H67ZM206 158V157H205ZM96 159V158H95ZM105 159V158H104ZM147 159V158H146ZM207 159V161H208ZM37 160V161H36ZM46 160V159H45ZM47 160L49 161V159L47 158ZM58 160V158H57ZM61 160V159H60ZM65 159L63 158V161ZM72 160V159H71ZM81 160V159H80ZM125 159H123V166L120 168L117 163V167H119L120 170L119 171V176L117 175V177H120V171L123 172L125 170V172L127 170L129 171H133V173H138L140 176L141 175H145V178H142V180H146V182L149 183L150 182H157V184L161 183L159 181L160 177H162V179L165 181V183L167 182V180H170V178L165 177V173L162 172L161 170H159L160 172H157V167L151 171H147L142 169L143 167H146V161H144L143 163L138 162L140 160L139 156L136 155L134 160H129L124 161ZM36 161V162H35ZM42 161V160H40ZM70 161V160H69ZM67 161V162H69ZM73 161V160H72ZM71 161V163H73ZM105 161V160H104ZM148 161V159H147ZM176 161V160H175ZM191 161V160H190ZM51 162V161H49ZM58 162V161H57ZM81 162V161H78ZM90 162V161H89ZM107 162V160L105 161ZM171 162V161H170ZM201 162V161H199ZM65 163V162H64ZM70 163V162H69ZM76 163V162H75ZM91 163H94L91 161ZM99 163V161H98ZM101 163V162H100ZM113 163V162H112ZM115 163V162H114ZM186 163V162H184ZM188 163V162H187ZM190 163V162H189ZM68 164V163H67ZM155 164V163H154ZM157 164V163H156ZM193 164V162H192ZM199 164V163H198ZM33 165V166H34ZM55 165V164H54ZM63 165V164H61ZM80 165V164H79ZM102 165V164H100ZM104 165V163H103ZM112 165V164H111ZM159 165V164H158ZM183 165V164H182ZM189 165V164H188ZM200 165V164H199ZM204 165V164H203ZM48 166V165H47ZM52 170L53 169V162H52ZM68 166H70L68 164ZM67 166V167H68ZM108 166V164H107ZM114 166V165H113ZM153 166V165H152ZM171 166V165H170ZM181 166V165H180ZM179 166V167H180ZM192 166V165H191ZM190 166V167H191ZM195 167V164L193 165ZM192 166V168H193ZM74 167V166H72ZM77 167H79L77 165ZM101 167V166H100ZM105 167V166H104ZM183 167V166H182ZM189 167V169H191ZM62 168V167H59ZM58 168V169H59ZM70 168V167H69ZM68 168V169H69ZM116 168V167H115ZM151 168V167H150ZM162 168V167H161ZM166 168V166H165ZM168 168V167H167ZM184 168V167H183ZM65 169V167H64ZM78 169V168H76ZM81 170V168H79ZM78 169V170H79ZM148 169V168H147ZM51 170V171H52ZM55 170H57L55 168ZM117 171L116 169H113ZM123 170V171H122ZM174 170V169H173ZM46 171V170H45ZM65 171V170H64ZM67 171V170H66ZM128 171V172H129ZM135 171V172H134ZM167 171V170H166ZM184 171V170H183ZM48 172V171H47ZM54 172V171H53ZM114 173L115 175L117 173ZM165 172V171H164ZM182 172V171H181ZM191 172V171H190ZM189 172V173H190ZM49 174L51 172H48ZM66 173V172H65ZM127 173V172H126ZM125 173V174H126ZM136 173V174H137ZM159 173V175H158ZM179 173V172H178ZM61 172L59 173V177H60ZM75 174V173H74ZM124 174V173H123ZM134 174V175H136ZM137 174V175H138ZM175 174V173H174ZM46 175V174H45ZM52 175V173L50 174ZM49 175V176H50ZM69 175V174H68ZM101 175V174H100ZM99 175V176H100ZM112 175V173L110 174V176ZM162 175V176H160ZM177 175V173L175 174ZM173 175V176H175ZM182 175V173H181ZM48 176V174H47ZM57 176V175H56ZM63 176V175H62ZM71 176V175H70ZM114 175L111 176V178ZM122 176V175H121ZM131 176V175H129ZM159 176V177H158ZM172 176V175H171ZM179 176V175H177ZM175 177V180L178 177ZM183 176V175H182ZM52 177V176H51ZM64 177V176H63ZM62 177V178H63ZM68 177V176H67ZM123 177V176H122ZM138 177V176H137ZM165 177V178H163ZM34 178V177H33ZM87 178V177H86ZM109 180V182H111V180H113V178ZM116 178V177H115ZM114 178V179H115ZM174 177H172L171 180ZM39 179V178H38ZM68 179V178H67ZM100 179V178H99ZM138 179V178H137ZM160 179L163 183L164 181ZM167 179V180H166ZM63 180V179H62ZM87 180V179H86ZM102 180V179H101ZM117 180V179H116ZM169 181L168 183H175L173 181ZM31 181V180H30ZM42 181V180H41ZM44 181V180H43ZM42 181V182H43ZM51 181V180H50ZM67 181V180H66ZM89 181V180H88ZM97 181V180H96ZM141 181V180H140ZM140 181L138 179V183L140 184ZM41 182V183H42ZM113 182V181H112ZM109 183V185L112 186L113 183ZM40 183V182H39ZM40 183V184H41ZM60 183V181H59ZM63 183V182H61ZM90 183V182H89ZM94 183V182H93ZM170 183V184H171ZM177 185L178 183L180 184V182H176ZM175 183V185H176ZM31 184V188H26L28 185ZM55 184V183H54ZM66 184V183H65ZM147 184V183H146ZM167 184V183H166ZM174 185V184H173ZM181 185V184H180ZM184 185L182 184L181 186L184 187ZM39 185L38 188H40ZM59 186V185H58ZM63 186V185H62ZM66 186V185H65ZM64 186V188H65ZM97 186V185H96ZM100 186V185H99ZM98 186V187H99ZM156 186V184H155ZM30 187V186H28ZM44 187V186H42ZM61 187V186H60ZM88 187V186H87ZM102 187V186H101ZM113 187V186H112ZM140 187V186H139ZM147 187V186H146ZM157 187V186H156ZM160 187V186H159ZM181 187V188H182ZM25 188V190H24ZM50 188V186H49ZM111 188V187H110ZM108 186V189L105 190L104 192L107 194H104L105 196H109L112 191V189H110ZM114 188V187H113ZM158 188V187H157ZM172 188V187H171ZM28 189V192H27ZM42 189V188H41ZM58 189L57 188V193H58ZM91 189V187H90ZM176 189V188H175ZM30 190V192H29ZM32 190V191H31ZM52 190V189H51ZM60 190V189H59ZM63 190V189H61ZM70 190V189H69ZM111 190V191H110ZM171 190V189H170ZM24 191L25 194H23L22 192ZM49 191V189H48ZM88 191V190H87ZM155 191V190H154ZM184 191V190H183ZM54 192H55V188H54ZM62 192V191H61ZM93 192V191H92ZM190 192V194H191ZM11 193V194H10ZM23 194L20 195V194ZM32 193V194H31ZM60 193V192H59ZM90 193V192H88ZM9 194V195H8ZM41 194V195H40ZM103 194V193H102ZM101 194V195H102ZM157 194V193H156ZM33 196L32 198H30V196ZM44 197H43V196ZM55 195V194H54ZM53 196V198H55ZM57 195V194H56ZM100 195V196H101ZM103 195V196H104ZM164 195V194H163ZM13 195L10 196V199L12 198ZM15 196V195H14ZM18 196V194H17ZM16 196V197H17ZM22 198H21V197ZM29 196V197H28ZM41 196V197H40ZM104 196V197H105ZM43 197V198H42ZM102 197V196H101ZM103 197L104 200L107 201V197L106 199ZM193 197V196H191ZM224 197V198H225ZM4 198V199H3ZM9 198V197H8ZM13 197L12 200H16L18 199ZM36 199V200H33ZM59 198V196H58ZM56 197V199H58ZM63 198V197H62ZM26 199V200H27ZM47 199V200H46ZM52 199V198H51ZM75 199V198H74ZM102 199V200H103ZM25 200V201H26ZM53 200V199H52ZM60 200V198L58 199ZM63 200V199H61ZM100 199V201H102ZM103 200V201H104ZM206 200V199H205ZM11 201V200H10ZM39 201V202H40ZM210 202H213L214 200H209ZM233 201V200H232ZM6 202H9V200L7 199ZM34 202V203H35ZM50 202V201H49ZM52 202V201H51ZM58 202V201H57ZM66 202V201H65ZM77 202V200H76ZM233 202V203H234ZM28 203V202H27ZM37 203V202H36ZM56 203V202H55ZM59 203V202H58ZM105 203V202H104ZM206 203V201H205ZM216 201H214L213 205H215ZM231 203V202H230ZM232 203V204H233ZM6 204V203H5ZM9 204V203H8ZM33 203H31L32 205ZM44 204V202H43ZM42 204V205H43ZM47 204H50L47 202ZM78 204V203H77ZM200 204V203H199ZM37 205V204H36ZM41 205V203L39 204ZM54 205V203H53ZM202 205V204H201ZM204 205V203H203ZM202 205V206H203ZM226 205V204H225ZM45 206V205H44ZM47 206V205H46ZM50 206V205H49ZM103 206V205H102ZM211 203H206L203 207L204 210L206 209H212L214 210L212 207ZM240 206V205H239ZM41 207V206H40ZM78 207V206H77ZM211 207V208H210ZM214 207V206H213ZM233 207V206H232ZM44 209V207H43ZM65 209V208H64ZM152 209V208H151ZM160 209V208H159ZM156 210V214H159L160 217L163 214V211L160 210ZM235 209V212H236ZM62 210V209H61ZM203 210V211H204ZM105 211V210H104ZM202 211V210H199ZM194 212V213H200V216L202 215L201 212ZM211 211V210H210ZM215 211V210H214ZM229 211V210H228ZM77 212V211H76ZM73 213H71L72 215ZM158 215V217H159ZM184 215V214H183ZM198 215V214H197ZM67 216V215H65ZM75 216V215H74ZM81 216V215H80ZM205 216V215H204ZM228 216V215H227ZM231 216V215H230ZM55 217V216H54ZM60 217V216H59ZM64 217V216H63ZM196 217V216H194ZM194 217H190L189 216H185L182 218L181 216V222H185L183 225H179L178 223V230L179 229H184V230H190L192 233L194 232L195 235H198L197 240H202L200 243H211V242H215L218 241V243H225L227 242V238H224V236H222V238H220L218 240V235L217 233V240L214 239V236L210 234L209 237H207L206 232H202L201 229L204 228L205 231L208 229V232L211 233L212 229H214V227L211 229V226L208 225V227H206L205 225L208 224H203L204 226H196L194 225V221H197L199 223H201V221H203L204 219H197ZM206 217V216H205ZM77 219V217H75ZM74 218V219H75ZM178 218V216H177ZM203 218V217H202ZM73 219V217H72ZM75 219V220H76ZM81 219V218H80ZM158 219V218H157ZM175 219V218H174ZM231 219V218H230ZM237 219V218H236ZM48 220V218L46 219ZM170 220V219H169ZM208 220V219H207ZM51 221V220H50ZM59 222V220H56ZM79 221V220H78ZM83 221V220H82ZM180 221V220H179ZM178 221V222H179ZM235 221V218H234ZM61 222V221H60ZM149 222V221H148ZM211 222V221H210ZM53 223V222H52ZM63 223V222H62ZM73 223V222H72ZM75 223V222H74ZM83 223V222H82ZM229 222V224H231ZM33 224V223H32ZM47 224V223H45ZM57 224V223H56ZM197 224V223H196ZM217 224V223H216ZM215 224V225H216ZM247 224V226L245 227V225ZM48 225H51L50 222ZM47 225V226H48ZM142 225V224H141ZM202 225V224H201ZM214 225V223H213ZM214 225V226H215ZM56 226V225H55ZM175 225H171V227ZM183 226V227H182ZM174 227L172 229H174ZM199 227V228H198ZM46 228V225H45ZM52 228V227H51ZM50 228V229H51ZM59 228V227H58ZM197 228V229H196ZM207 228V229H206ZM217 228V227H216ZM44 229V228H42ZM47 229V228H46ZM62 229H63V225H62ZM78 229V228H77ZM75 228V231L77 230ZM153 229V228H152ZM151 229V230H152ZM182 229V230H183ZM222 229V228H221ZM177 230V229H176ZM199 230V231H197ZM217 230V229H216ZM244 230V229H243ZM252 230V229H251ZM43 231V230H42ZM67 231V230H66ZM175 231V230H174ZM220 231V230H219ZM224 231V230H222ZM260 231V230H259ZM45 232V230H44ZM58 231L56 230L55 233H57ZM178 232V231H177ZM180 232V231H179ZM178 232V234L180 235V233ZM218 232V231H213ZM241 232V231H240ZM263 232V231H262ZM47 233V232H46ZM60 233V232H59ZM76 233V232H74ZM173 233V232H172ZM225 233V232H223ZM222 233V234H223ZM40 234V233H39ZM42 234V233H41ZM78 234V233H77ZM175 234V233H174ZM182 234V233H181ZM185 233H183L184 235ZM34 235V234H33ZM44 235V233H43ZM46 235V234H45ZM44 235V236H45ZM61 235V234H60ZM74 235V234H73ZM72 235V236H73ZM177 235V237L179 236ZM174 236V235H172ZM176 236V234H175ZM192 236V235H191ZM227 236V235H226ZM225 236V237H226ZM263 236V235H262ZM32 237V236H31ZM40 237V236H39ZM75 237V235H74ZM180 237V236H179ZM194 237V235H193ZM230 237V236H229ZM259 237V236H258ZM47 238V235H46ZM56 238V237H55ZM69 238V237H68ZM76 238V237H75ZM85 238V237H84ZM166 238V237H165ZM243 238V237H242ZM39 239V238H38ZM51 239V238H50ZM48 239V240H50ZM72 239V238H71ZM86 239V238H85ZM84 239V240H85ZM232 239V238H231ZM230 239V240H231ZM245 239V238H244ZM47 240V239H46ZM87 240V239H86ZM170 240H174L171 238H168L167 241ZM180 240V239H179ZM174 241H178V239L176 238ZM233 241V240H232ZM244 241V240H243ZM241 241V242H243ZM247 241V240H246ZM246 241H244V243H246ZM49 242V241H48ZM47 242V243H48ZM231 242V241H230ZM239 242V240H238ZM51 243V241H50ZM171 243V242H170ZM173 243V242H172ZM178 243V242H177ZM237 243V242H235ZM240 243V242H239ZM258 243V242H257ZM46 245V244H45ZM221 245V247L223 248V246ZM226 249V248H225ZM252 249V248H251ZM57 250V249H56ZM47 253V252H46ZM49 253V252H48ZM240 257V255H239ZM238 258V256H237ZM242 257H240L241 260ZM239 259V258H238ZM91 261V260H90ZM256 262V261H255ZM260 262V261H259ZM249 264V263H248ZM258 264V263H257Z\"/></svg>", "mask_w": 264, "mask_h": 264}]
</instances>
